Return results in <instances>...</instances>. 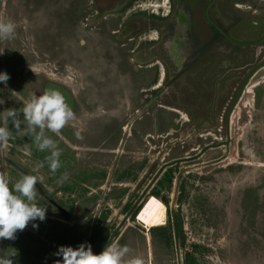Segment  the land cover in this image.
I'll use <instances>...</instances> for the list:
<instances>
[{"label":"rangeland","instance_id":"obj_1","mask_svg":"<svg viewBox=\"0 0 264 264\" xmlns=\"http://www.w3.org/2000/svg\"><path fill=\"white\" fill-rule=\"evenodd\" d=\"M91 1L0 0V19L16 24L14 38L0 40V73L10 76L7 86L0 83V126L12 131L0 147V172L10 187L23 177L19 173L43 177L38 184L44 194L36 202L47 208L43 222L29 223L14 240H0V258L62 264L54 255L60 246L87 242L99 254L112 240L131 242L146 264H186L188 257L196 264H264V69L248 86L253 94L235 101L249 70L233 54L205 85H164L169 96L148 108L151 74L130 62L125 40L111 37L123 21L88 23L85 10L109 19L114 13V6ZM237 18L260 21L252 14ZM62 89L71 95L63 93L76 119L59 136L46 132L62 152V166L53 173L50 152L17 133L5 111L18 110L24 129L25 102ZM217 143L223 144L203 154ZM65 172L69 178L62 180ZM157 189L167 203V221L148 231L130 213ZM45 196L65 205L69 216Z\"/></svg>","mask_w":264,"mask_h":264},{"label":"flooded vegetation","instance_id":"obj_2","mask_svg":"<svg viewBox=\"0 0 264 264\" xmlns=\"http://www.w3.org/2000/svg\"><path fill=\"white\" fill-rule=\"evenodd\" d=\"M97 1L114 6L111 7L114 13L109 19L97 9L93 10L95 13L85 10L86 20L88 23L94 20L123 21L118 30L111 32V37L118 41L125 40L123 46L129 50L130 62L136 64L140 73L151 74L152 90L150 95L145 96L149 98L148 108H152L154 101L169 96L163 94L164 85L172 86L179 81L188 86L196 87L197 83L199 86L205 85L212 73H216V68L220 72L227 68L226 63L232 61L233 54L243 57L244 67L249 70L235 101L244 95L245 90L241 94L243 87L251 85L264 69V56L261 57L264 54V19L260 17L264 0ZM91 3L93 5L95 2L92 0ZM239 13L255 15L260 21L238 19ZM197 90L193 88L194 92ZM158 108L166 109L162 105ZM168 110L180 113L176 109ZM222 144L206 146L203 154L212 146L216 148ZM8 163L12 165L10 161ZM175 164L178 163H167L163 171L167 172ZM19 174L28 175L24 172ZM36 188L40 196L44 194L39 184ZM43 199L59 213L69 216L65 205L58 204L48 196ZM139 207L133 209L130 218H135Z\"/></svg>","mask_w":264,"mask_h":264},{"label":"clouds","instance_id":"obj_3","mask_svg":"<svg viewBox=\"0 0 264 264\" xmlns=\"http://www.w3.org/2000/svg\"><path fill=\"white\" fill-rule=\"evenodd\" d=\"M16 24L11 20L5 22L0 19V40H11L15 36ZM10 76L0 73V83L7 86ZM4 101L0 100V104ZM6 120L10 119L17 133L32 137L36 148L50 152L47 157L51 172L55 173L61 168L60 156L62 154L58 144L46 132L59 136L62 130L76 119L75 113L68 105L65 97L57 90L45 91L42 95L33 94L22 109L26 128H21L20 113L15 108L8 109ZM12 131L8 127L0 126V147L8 144ZM39 167H43L41 164ZM68 173H64L62 180H67ZM43 177L24 175L13 186L7 176L0 172V240H14L18 231L22 232L29 223L37 219L43 222L46 218V207L38 206L36 185ZM33 228L38 225L33 223ZM54 255L62 257V264H146L140 254H133L128 246L110 243L100 254H94L91 244L85 242L72 248L60 246ZM0 264H12L7 258H0ZM56 264H61L60 260Z\"/></svg>","mask_w":264,"mask_h":264},{"label":"bare ground","instance_id":"obj_4","mask_svg":"<svg viewBox=\"0 0 264 264\" xmlns=\"http://www.w3.org/2000/svg\"><path fill=\"white\" fill-rule=\"evenodd\" d=\"M252 87H248L247 89L245 88V96L253 94ZM243 99L244 97L241 99V101H244ZM137 217L138 222L142 227L145 226L146 228L150 229L153 227L163 226L166 224L167 221L166 204L163 202L162 199H159V197L157 198V196H150L145 206L142 207L139 211Z\"/></svg>","mask_w":264,"mask_h":264},{"label":"trees","instance_id":"obj_5","mask_svg":"<svg viewBox=\"0 0 264 264\" xmlns=\"http://www.w3.org/2000/svg\"><path fill=\"white\" fill-rule=\"evenodd\" d=\"M62 90H63V89H62ZM63 93L66 94L68 97H71V95H69L65 90H63V92H62L61 94L63 95ZM171 182H172V176H170V174L168 173V179H167V183H168V184H167V185H170ZM152 192H153V193H152L151 196H159V195H160L158 189H157V190H154V191H152ZM139 211H140V209H137V211H136L135 214H138ZM159 227H160V226H159ZM153 228H156V227H153ZM151 229H152V228H151ZM151 229H150V230H151ZM186 260H187V261H186V264H196V263H195V260H194L192 257H188Z\"/></svg>","mask_w":264,"mask_h":264},{"label":"water","instance_id":"obj_6","mask_svg":"<svg viewBox=\"0 0 264 264\" xmlns=\"http://www.w3.org/2000/svg\"><path fill=\"white\" fill-rule=\"evenodd\" d=\"M263 67V66H262ZM246 86H244L243 87V89H242V91H241V94H242V92L244 91V88H245ZM240 94V95H241ZM240 97V96H239ZM217 146V145H216ZM212 147H214V146H212ZM179 161H181V160H174L173 161V163H178ZM163 170H164V168L162 169V170H160L159 171V173H158V175L156 176V178L153 180V182L151 183V185H150V187L149 188H151L153 185H154V183L156 182V180L158 179V177L161 175V173L163 172ZM163 202L166 204V201L165 200H163ZM119 228H121V227H119ZM119 230V229H118ZM114 239V238H113ZM112 241V240H111ZM111 241H110V243H111Z\"/></svg>","mask_w":264,"mask_h":264},{"label":"crops","instance_id":"obj_7","mask_svg":"<svg viewBox=\"0 0 264 264\" xmlns=\"http://www.w3.org/2000/svg\"><path fill=\"white\" fill-rule=\"evenodd\" d=\"M157 180H158V179H157ZM157 180H156V181H157ZM160 227H162V226H160ZM157 228H159V227L152 228V229H157ZM145 229H146V227H145ZM152 229H151V230H152ZM147 230H148V229H147ZM151 230H150V231H151ZM86 231H87V229H86ZM148 231H149V230H148ZM78 234L83 235L84 232H83V231H80V233H78ZM78 234H77V235H78ZM75 235H76V234H75ZM87 235H88V233H87ZM109 244H110V243H109ZM117 244H118V243H117ZM130 245H131V242H128V241H127V243H126L125 245H120V246H128L129 248L132 249L133 246H132V245L130 246ZM101 247L104 249V248L107 247V246L104 245V246H101ZM77 248H78V247H77ZM102 251H103V250H102ZM102 251H101V252H102ZM97 254H98V253H97ZM99 254H100V253H99Z\"/></svg>","mask_w":264,"mask_h":264}]
</instances>
